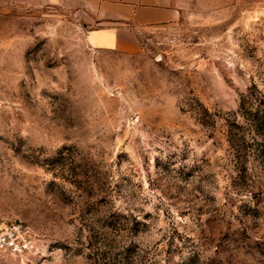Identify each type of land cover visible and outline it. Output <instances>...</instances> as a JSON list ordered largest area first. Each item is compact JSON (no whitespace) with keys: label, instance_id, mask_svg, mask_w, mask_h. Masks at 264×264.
Returning <instances> with one entry per match:
<instances>
[{"label":"rangeland","instance_id":"rangeland-1","mask_svg":"<svg viewBox=\"0 0 264 264\" xmlns=\"http://www.w3.org/2000/svg\"><path fill=\"white\" fill-rule=\"evenodd\" d=\"M179 1L126 52L87 45L79 7L0 0V226L31 235L0 264H93L110 214L159 264H264V165L225 140L264 95V0Z\"/></svg>","mask_w":264,"mask_h":264},{"label":"trees","instance_id":"trees-1","mask_svg":"<svg viewBox=\"0 0 264 264\" xmlns=\"http://www.w3.org/2000/svg\"><path fill=\"white\" fill-rule=\"evenodd\" d=\"M239 114L246 121L249 131L233 120L236 128L230 130L226 142L233 149L234 155L245 161L248 157L258 159L264 165V95L254 85L247 88L246 93L240 94L238 101ZM232 131V132H231ZM243 149V150H242ZM114 217L113 218H109ZM99 224L100 231L96 232L97 238L87 245L86 257L93 264H159L155 260L143 257L137 251V246L129 242L125 246H117L120 236V224L116 218L119 214H110ZM177 264H206L195 253L188 254Z\"/></svg>","mask_w":264,"mask_h":264},{"label":"crops","instance_id":"crops-1","mask_svg":"<svg viewBox=\"0 0 264 264\" xmlns=\"http://www.w3.org/2000/svg\"><path fill=\"white\" fill-rule=\"evenodd\" d=\"M27 4L67 5L79 7L100 27L86 31L91 48L136 50L132 27L166 24L180 15L179 0H20Z\"/></svg>","mask_w":264,"mask_h":264},{"label":"built area","instance_id":"built-area-1","mask_svg":"<svg viewBox=\"0 0 264 264\" xmlns=\"http://www.w3.org/2000/svg\"><path fill=\"white\" fill-rule=\"evenodd\" d=\"M29 226L18 220L10 221L0 226V251L20 256L29 251L31 247Z\"/></svg>","mask_w":264,"mask_h":264}]
</instances>
